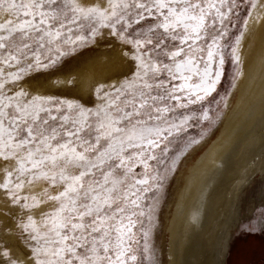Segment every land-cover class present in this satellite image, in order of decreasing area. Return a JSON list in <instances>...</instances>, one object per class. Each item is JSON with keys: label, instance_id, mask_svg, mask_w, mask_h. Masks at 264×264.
<instances>
[{"label": "snow or ice", "instance_id": "6c2138e0", "mask_svg": "<svg viewBox=\"0 0 264 264\" xmlns=\"http://www.w3.org/2000/svg\"><path fill=\"white\" fill-rule=\"evenodd\" d=\"M255 21L264 0H0V264H161V198ZM101 44L124 71H66Z\"/></svg>", "mask_w": 264, "mask_h": 264}, {"label": "bare ground", "instance_id": "6f19581e", "mask_svg": "<svg viewBox=\"0 0 264 264\" xmlns=\"http://www.w3.org/2000/svg\"><path fill=\"white\" fill-rule=\"evenodd\" d=\"M242 75L229 107L204 147L187 159L170 200L169 264H225L240 214V178L260 165L264 149V21L250 23L240 50ZM107 54L83 60L79 73L106 74ZM92 57V58H90ZM87 87V84L84 85Z\"/></svg>", "mask_w": 264, "mask_h": 264}, {"label": "rangeland", "instance_id": "374dc122", "mask_svg": "<svg viewBox=\"0 0 264 264\" xmlns=\"http://www.w3.org/2000/svg\"><path fill=\"white\" fill-rule=\"evenodd\" d=\"M97 54H107L108 61L112 65V69L104 75H115L125 70V67L116 59V51L113 48H109L106 45H99L91 50H86L82 56L77 59L70 60L67 65V72L72 74H79L78 67H81L84 59L89 56ZM92 58V57H90ZM242 70V68H241ZM236 76L235 65L229 58L225 65L224 76L218 87L219 95L213 94L216 100H220L221 97H225L226 93L230 94L226 96L227 107L221 103L220 107L217 108L215 103L212 104L213 108V123L211 126L204 121H193L192 126L188 129L187 135L196 139H199L201 133H204V139L188 151V154L181 160L178 166V170L175 175L170 178L168 183L166 194L161 198V202L158 206L157 215L159 217V223L155 229V245L159 251V258L161 264H169L171 255L167 247L166 228L167 219L169 213L170 200L173 198L174 192L177 188V178L179 177L183 165L187 164V159L193 156L196 152L201 150L204 145L207 144L209 138L213 136V133L218 128L225 116L226 109L229 107V100L232 97L234 90L233 85L237 83L233 81V77ZM61 79L64 77L61 76ZM55 79V78H53ZM74 88V94L76 86ZM69 99L74 96H68ZM260 165H255L247 171V175L244 178H240L239 182V195L236 200V205L239 206L240 214L238 216V223L233 232L231 233L228 242V249L226 253L225 264H264V232H261L259 228L248 231L244 228L249 221V218L255 219L259 210L264 208V149L261 153Z\"/></svg>", "mask_w": 264, "mask_h": 264}]
</instances>
